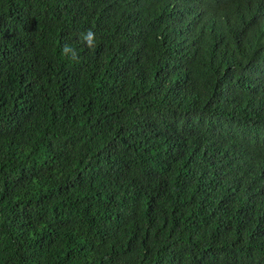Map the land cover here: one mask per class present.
<instances>
[{
  "label": "trees",
  "instance_id": "trees-1",
  "mask_svg": "<svg viewBox=\"0 0 264 264\" xmlns=\"http://www.w3.org/2000/svg\"><path fill=\"white\" fill-rule=\"evenodd\" d=\"M0 264H264V0H0Z\"/></svg>",
  "mask_w": 264,
  "mask_h": 264
},
{
  "label": "clouds",
  "instance_id": "clouds-1",
  "mask_svg": "<svg viewBox=\"0 0 264 264\" xmlns=\"http://www.w3.org/2000/svg\"><path fill=\"white\" fill-rule=\"evenodd\" d=\"M81 39L89 48L95 46V33L92 30H88L84 33H81ZM61 54L65 57H67L68 54H71V58L73 60L77 59V54L75 50L68 45L63 46Z\"/></svg>",
  "mask_w": 264,
  "mask_h": 264
}]
</instances>
